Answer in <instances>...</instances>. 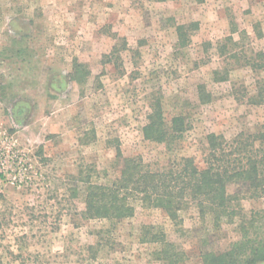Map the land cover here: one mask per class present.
I'll use <instances>...</instances> for the list:
<instances>
[{"label":"rangeland","instance_id":"obj_1","mask_svg":"<svg viewBox=\"0 0 264 264\" xmlns=\"http://www.w3.org/2000/svg\"><path fill=\"white\" fill-rule=\"evenodd\" d=\"M233 26L260 67L217 53ZM259 86L264 0H0V264H162L145 226L184 252L180 264L227 248L235 225L216 228L192 205L172 221L135 201L116 222L84 217L83 197L118 174L117 148L167 160L142 135L152 105L186 116L178 153L199 158L207 133L264 125V102L247 101ZM241 205L247 219L264 196Z\"/></svg>","mask_w":264,"mask_h":264},{"label":"trees","instance_id":"obj_2","mask_svg":"<svg viewBox=\"0 0 264 264\" xmlns=\"http://www.w3.org/2000/svg\"><path fill=\"white\" fill-rule=\"evenodd\" d=\"M186 28L177 26L178 44L185 45ZM236 31L231 27L230 35L216 42L217 53L228 54L250 67H260L257 55H251L252 51L233 39ZM220 70L215 73H221ZM202 88L201 85V98ZM247 101L263 103V86L248 94ZM146 118L143 138L163 144L169 154L167 160L155 166L139 155L124 156L117 148L118 174L107 183L87 182L84 217L119 222L133 215V203L138 201L143 206L159 209L174 221L181 211L192 205L201 218L209 216L216 228L234 224L237 234L227 248L201 252L202 264H264V208L251 210L245 219L241 205L244 197L264 196V125L239 131L231 137L209 132L198 146L197 158L195 154L179 156L178 153L189 129L184 114L178 113L167 120L160 103H156L150 107ZM144 234L143 241L155 245L154 253L162 264L183 262L184 252L170 242L163 231L145 226Z\"/></svg>","mask_w":264,"mask_h":264},{"label":"built area","instance_id":"obj_3","mask_svg":"<svg viewBox=\"0 0 264 264\" xmlns=\"http://www.w3.org/2000/svg\"><path fill=\"white\" fill-rule=\"evenodd\" d=\"M4 168L2 170H0V178H2L4 176Z\"/></svg>","mask_w":264,"mask_h":264}]
</instances>
